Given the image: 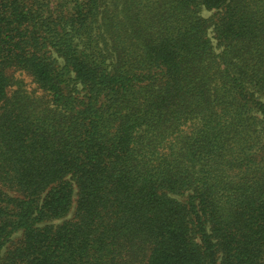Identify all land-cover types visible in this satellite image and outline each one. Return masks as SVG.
Wrapping results in <instances>:
<instances>
[{
  "label": "trees",
  "instance_id": "16d2710c",
  "mask_svg": "<svg viewBox=\"0 0 264 264\" xmlns=\"http://www.w3.org/2000/svg\"><path fill=\"white\" fill-rule=\"evenodd\" d=\"M0 264H264V0H0Z\"/></svg>",
  "mask_w": 264,
  "mask_h": 264
},
{
  "label": "rangeland",
  "instance_id": "374dc122",
  "mask_svg": "<svg viewBox=\"0 0 264 264\" xmlns=\"http://www.w3.org/2000/svg\"><path fill=\"white\" fill-rule=\"evenodd\" d=\"M203 15L206 16V17H209V16L212 15V13H208V12L204 11V12H203ZM17 78L23 82V84H24L23 87H24L25 92H27L28 94L31 93L30 90H31L32 88H31V89L29 88V85L31 84L30 79H29L25 74H18V75H17ZM25 85L28 86V87H26ZM38 94H39V93H34L32 96L35 97V96H37ZM72 212H73V211H72ZM72 215H73V214L71 213V214L69 215V218H71ZM18 238H20V235H18V236L16 237V240H17Z\"/></svg>",
  "mask_w": 264,
  "mask_h": 264
}]
</instances>
